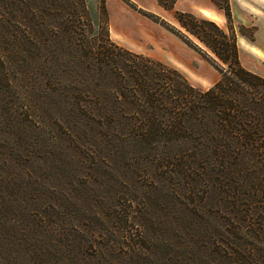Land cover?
<instances>
[{"label": "trees", "instance_id": "obj_1", "mask_svg": "<svg viewBox=\"0 0 264 264\" xmlns=\"http://www.w3.org/2000/svg\"><path fill=\"white\" fill-rule=\"evenodd\" d=\"M176 2L158 0L167 11H174ZM224 2L219 7L227 30L208 18L175 11L180 26L210 54L170 29L221 75L201 90L176 68L112 43L105 0L106 40L114 48L94 51L81 45L77 61L73 32L77 23L91 26L85 0H0V96L12 98L19 74L25 80L31 69L28 91L36 92L28 101L40 103L60 129L108 137L153 164L180 169L178 176L192 189L172 191L178 198L205 189V205L199 213H186L183 233L195 239L184 247L195 257L181 264H264V77L242 65L230 1ZM144 15L169 30L155 14ZM46 68L52 75L65 71L68 85L57 89L51 78L46 84ZM208 241L213 248L219 242L226 248L214 262L204 259Z\"/></svg>", "mask_w": 264, "mask_h": 264}, {"label": "rangeland", "instance_id": "obj_2", "mask_svg": "<svg viewBox=\"0 0 264 264\" xmlns=\"http://www.w3.org/2000/svg\"><path fill=\"white\" fill-rule=\"evenodd\" d=\"M85 1L91 26L86 28L82 22L76 25V61L83 52L81 45L99 51L116 44L111 32L110 41L115 44L111 46L106 40L102 0ZM216 1V8L226 5L224 0ZM109 5L113 27L127 41L123 43L141 48L150 44L155 58L183 61L189 69H177L198 89L208 90L220 79L200 51L190 48L189 57L165 34L166 30L179 41L170 29L181 32L210 54L180 26L174 11L155 14L160 8L156 1H149L145 8L136 6L143 12L114 1ZM144 13L155 14L169 30ZM218 23L227 30L226 17ZM248 24L244 27L234 21L241 63L264 77V11ZM84 37L87 41L82 43ZM43 74L46 84L51 78L53 86L61 90L71 78L65 71L52 75L47 68ZM72 74L80 79L77 71ZM27 75L23 80L19 74L12 98L0 96V264L191 262L194 251L189 253L184 247L195 239L183 237L186 213L200 212V205L206 201L205 189L196 188V195L191 196V186L177 174L180 169L153 164L139 151L110 143L108 137L60 129L59 121L46 117L40 103L28 101L36 90L28 91L33 71ZM179 187L188 192L178 198L172 191ZM210 241L204 259L214 262L226 248L219 241L221 245L213 248Z\"/></svg>", "mask_w": 264, "mask_h": 264}, {"label": "crops", "instance_id": "obj_3", "mask_svg": "<svg viewBox=\"0 0 264 264\" xmlns=\"http://www.w3.org/2000/svg\"><path fill=\"white\" fill-rule=\"evenodd\" d=\"M110 1H114L117 4H121L122 6L127 5V4L125 3L124 0H106V8H107L108 15H109L110 32H111L112 39L114 40V42H116V44H119V46H124L132 52H137V54H143L145 56L159 60L170 66L175 65L176 69L177 67H180V69L188 68V67L186 68L183 61L178 60V59L171 58L170 60L169 58L166 60H162V59L160 60L158 58H155V56L152 54L154 52L153 47L150 44L146 45V47L141 48V47H136L132 43H129V42L128 44L123 43L126 41L125 37L121 36V33L116 31L113 27L114 17L110 10V5H109ZM130 1L136 6H138V8H145L147 3H149V1L150 2L156 1L157 4L159 5L158 0H130ZM229 1H230V7L232 11L233 20L236 21V23L238 22L241 26H244V27H248L249 25L248 23L251 21V19L259 18L264 11V0H229ZM159 7H160L159 10L155 11V14L162 15L164 13L165 14L171 13V11H167L163 9L160 5ZM175 11L192 13L196 16H201V17H205V16L209 17L208 15L211 14L212 16L216 17L218 20H212V19L210 20L216 22L217 24H219L218 23L219 21L222 22L226 17L224 10L222 11V9L216 8V5L213 0H177L175 4L174 12ZM157 25L159 24L157 23ZM165 34L168 35L175 43H177L184 50L185 53H188L189 57H191L190 47H188L180 39H178L179 41H176L174 39L175 37L170 35L168 31L166 30H165ZM195 60H197V57L195 58Z\"/></svg>", "mask_w": 264, "mask_h": 264}]
</instances>
